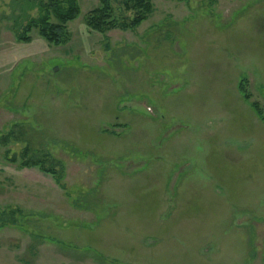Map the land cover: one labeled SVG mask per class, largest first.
<instances>
[{
  "label": "rangeland",
  "instance_id": "rangeland-1",
  "mask_svg": "<svg viewBox=\"0 0 264 264\" xmlns=\"http://www.w3.org/2000/svg\"><path fill=\"white\" fill-rule=\"evenodd\" d=\"M100 1L0 0V264H264V0Z\"/></svg>",
  "mask_w": 264,
  "mask_h": 264
},
{
  "label": "trees",
  "instance_id": "trees-1",
  "mask_svg": "<svg viewBox=\"0 0 264 264\" xmlns=\"http://www.w3.org/2000/svg\"><path fill=\"white\" fill-rule=\"evenodd\" d=\"M126 10H136L137 16L130 22H118L113 18V8L110 0H101L100 5L88 13L87 25L98 31H106L115 28L127 29L137 26L143 19L148 16L153 9L152 0H123ZM80 13L79 5L76 0H48L44 3L39 2V15L32 18L24 27L19 38L29 41L27 33L33 28H38L40 35L49 43L61 44L65 41L66 23L76 18ZM51 15L54 16L55 22H50ZM257 107V106H256ZM259 109V108H258ZM24 166H35V162L29 160L23 161ZM44 167V166H42ZM45 172L51 171L42 168ZM264 262V255H263Z\"/></svg>",
  "mask_w": 264,
  "mask_h": 264
}]
</instances>
